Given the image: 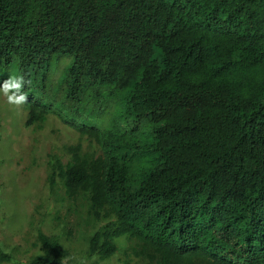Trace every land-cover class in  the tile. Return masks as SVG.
<instances>
[{
	"label": "trees",
	"instance_id": "1",
	"mask_svg": "<svg viewBox=\"0 0 264 264\" xmlns=\"http://www.w3.org/2000/svg\"><path fill=\"white\" fill-rule=\"evenodd\" d=\"M10 76L27 126L55 116L103 149L47 162L51 193L104 221L91 255L124 237V264H264V0H0ZM116 101L132 125L100 122ZM35 245L27 264H69L59 237Z\"/></svg>",
	"mask_w": 264,
	"mask_h": 264
},
{
	"label": "rangeland",
	"instance_id": "2",
	"mask_svg": "<svg viewBox=\"0 0 264 264\" xmlns=\"http://www.w3.org/2000/svg\"><path fill=\"white\" fill-rule=\"evenodd\" d=\"M100 122L109 123L127 113V104L116 101ZM28 111L9 105L0 93V247L11 255L0 264H27L39 252L35 245L38 230L57 236L67 252L69 264H124L126 248L133 241L119 238V251L107 259L89 253L90 236L104 223L88 212L81 198L68 199L63 191L53 194L47 181L49 154L60 152L64 144L81 141L86 151L103 153L101 145L81 136L55 116L42 127L27 126ZM122 125H126V122ZM141 126L140 132L147 131ZM135 135V140L141 138Z\"/></svg>",
	"mask_w": 264,
	"mask_h": 264
},
{
	"label": "clouds",
	"instance_id": "3",
	"mask_svg": "<svg viewBox=\"0 0 264 264\" xmlns=\"http://www.w3.org/2000/svg\"><path fill=\"white\" fill-rule=\"evenodd\" d=\"M26 83L23 76H10L0 84V93L9 105L19 108L28 101V97L23 92Z\"/></svg>",
	"mask_w": 264,
	"mask_h": 264
}]
</instances>
